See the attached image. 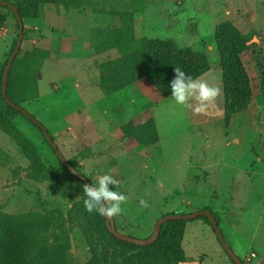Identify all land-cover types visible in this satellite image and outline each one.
Here are the masks:
<instances>
[{
    "label": "rangeland",
    "instance_id": "obj_1",
    "mask_svg": "<svg viewBox=\"0 0 264 264\" xmlns=\"http://www.w3.org/2000/svg\"><path fill=\"white\" fill-rule=\"evenodd\" d=\"M80 2L70 9L40 4L31 18L23 19L25 35L14 67L36 74L41 90L40 97L24 106L86 177L95 182L109 174L120 181L113 190L128 197L122 214L114 218L120 232L148 238L160 217L210 207L244 264H264V0ZM0 13L6 18L0 29L1 70L20 30L10 9L0 8ZM125 14L133 16L137 37L170 39L190 56L207 58L210 67L199 78L222 91L206 114L177 105L171 92L158 97L150 77L125 87L118 65L124 53L110 39L111 30L125 26ZM225 23L235 25L245 39L241 59L255 100L229 121L224 114L227 51L219 29ZM90 28L104 32L105 50L92 46ZM35 47L49 50L50 57L27 58L25 52ZM109 63L118 90L103 100L97 84ZM4 108L0 98V219L9 222L13 215L29 212L47 216L48 245L60 247L68 241L72 264H154L152 250L120 242L107 221L86 211L81 182L70 172H59L58 156L43 133L16 114L12 121L32 148L28 156L9 130ZM132 121H155L160 142L137 147L119 129ZM42 164L45 168L38 173ZM183 246L187 261L182 264H233L212 226L202 219L187 223Z\"/></svg>",
    "mask_w": 264,
    "mask_h": 264
},
{
    "label": "trees",
    "instance_id": "obj_2",
    "mask_svg": "<svg viewBox=\"0 0 264 264\" xmlns=\"http://www.w3.org/2000/svg\"><path fill=\"white\" fill-rule=\"evenodd\" d=\"M40 4H62L66 9H70L78 8L81 2L80 0H17L14 5L18 6L24 19L31 18L34 8ZM0 8L10 9L15 18H17L9 5L0 4ZM132 17L128 14L121 16L122 21H126L125 26L117 31L111 30L110 34L112 45L119 47L124 53V59L122 62L119 60L118 65L122 74V83L126 88L137 81L150 77L166 88L167 92L164 89L163 91L165 92H163L159 85L154 82L153 91L157 92L156 95L158 97H167L171 92L170 81L173 79V70L176 66L194 78L200 77L204 71L209 69L210 63L205 56H190L176 42L170 39L137 37L130 21ZM5 20V16L0 13V29L4 26ZM219 29L223 38L224 49L226 48L227 51L223 61L224 114L226 120L229 121L234 115L246 111L251 106L254 94L249 72L241 59V53L247 49L241 31L231 23L222 24ZM87 32L92 33L91 43L97 51L107 48L108 41L105 39L104 32L101 29L90 28ZM10 56L11 54H9ZM25 56L27 58L47 59L50 57V51L35 47L33 50L26 51ZM7 62L0 70V98L5 105L6 124L14 137L25 145L28 156H30L32 148L29 139L15 127L12 116L16 114L25 116L28 121L43 133L48 142L43 132V128L46 125L24 106L25 102L33 101L40 96L38 77L16 69L14 65L8 74L7 98L25 108L30 113L27 116L22 110L11 106L3 95V76ZM111 66L112 63H109L107 67H102L105 74L101 76L100 87L112 92L118 89H114L115 74L111 70ZM119 129L124 131L127 135L126 137L132 138L136 142V146L140 148L157 144L161 139L155 121H146L140 124L132 121L121 125ZM58 159L60 161L59 172L72 173L59 157ZM70 164L78 170L75 163L70 162ZM41 166L36 168L38 173H41L45 168L43 164ZM75 177L82 185L85 184L81 178ZM87 178L94 183L89 177ZM205 210L213 212L210 207L205 208ZM213 213L220 223L221 218L219 215L215 212ZM199 219L211 225L216 232L209 217L206 215H200L191 220H168L162 224L158 238L150 245H145L148 250L153 251H151V256H149L150 261H153L154 264H182L186 262L187 254L183 246V240L187 223ZM102 220L103 222L107 221L105 217H102ZM3 223H8L7 225L11 229L0 226V264H72L69 258L70 244L68 241L60 247L48 245L47 232L50 227V219L42 213L29 212L13 215L9 222H6L4 218L0 219V225ZM112 235L124 244L140 245L118 238L113 233ZM218 240L222 245L219 238ZM225 252L227 253L226 250ZM227 255L229 256L228 253ZM229 258L233 264H236L230 256Z\"/></svg>",
    "mask_w": 264,
    "mask_h": 264
},
{
    "label": "clouds",
    "instance_id": "obj_3",
    "mask_svg": "<svg viewBox=\"0 0 264 264\" xmlns=\"http://www.w3.org/2000/svg\"><path fill=\"white\" fill-rule=\"evenodd\" d=\"M174 76L170 81L171 97L177 105L190 109L194 114H206L208 108L221 95V88L210 84L206 79L192 77L180 67L174 68ZM120 181L113 175L104 174L95 178V182L83 185L84 207L90 214L96 213L101 217L115 218L122 214V205L126 204V194L113 190L119 188ZM146 204L145 201H141Z\"/></svg>",
    "mask_w": 264,
    "mask_h": 264
},
{
    "label": "water",
    "instance_id": "obj_4",
    "mask_svg": "<svg viewBox=\"0 0 264 264\" xmlns=\"http://www.w3.org/2000/svg\"><path fill=\"white\" fill-rule=\"evenodd\" d=\"M0 4L3 5H9L16 17L17 20L19 22V30H20V35H19V39L17 41V44L13 50V52L11 53V56L7 62V66L6 69L4 71V76H3V95L5 97V99L7 100V102L11 105L16 107L19 110H22L27 116L30 115V113L23 108L20 105H17L15 102L9 100L7 98V82H8V74L10 69L12 68V66L14 65L15 59L17 58L18 54L21 52V48H22V43L24 40V20L20 14L19 8L18 6L14 5L13 3L9 2V1H0ZM43 132L45 134V136L47 137L48 142L50 143V145L52 146V148L56 151L58 157L60 158V160L71 170V172L75 175L78 176L79 178H81L85 183H88L89 185L92 184V182L80 171H78L76 168H74L70 162L68 161V159H66V157L64 156V154L61 152L60 148L58 147V145L56 144L53 136L51 135V133L48 131V129L45 127L43 128ZM200 215H206L209 217L213 227L216 230L217 236L220 239L223 247L225 248V250L227 251V253L229 254V256L234 260V262L236 264H244L243 260L240 258V256L235 252V250L232 248V246L229 244V242L226 240L224 233L222 232V229L220 227V223L217 221L216 216L214 215L213 212L209 211V210H199V211H194L191 213H171V214H167L164 215L162 217H160L157 222H156V226H155V230L154 233L148 237V238H140V237H136V236H132L129 234H125L122 233L118 230L117 226H116V222L114 218H106L109 227L112 231V233L118 237L121 238L125 241L128 242H132L135 244H140V245H150L151 243H153L159 236L160 231H161V226L164 222L168 221V220H175V219H185V220H191L194 218H197Z\"/></svg>",
    "mask_w": 264,
    "mask_h": 264
},
{
    "label": "crops",
    "instance_id": "obj_5",
    "mask_svg": "<svg viewBox=\"0 0 264 264\" xmlns=\"http://www.w3.org/2000/svg\"><path fill=\"white\" fill-rule=\"evenodd\" d=\"M37 7V6H36ZM35 7V8H36ZM3 28V27H2ZM1 28V29H2ZM33 50V49H32ZM28 51V50H27ZM50 55H51V52H50ZM20 70V69H19ZM26 72H28V71H26ZM28 73H30V74H34V73H31V72H28ZM34 75H36V74H34ZM103 76V75H102ZM100 79L98 80V84H97V87H98V89L101 91V92H103L104 94H105V96H102L103 97V100L106 98V96H108V95H110L112 92L114 93L115 92V90L114 91H112L111 92V90H108V91H106L104 88H101L100 87V80H101V76L99 77ZM140 81H142V80H140ZM140 81H137L136 83H134V84H137V83H139ZM38 83H39V81H38ZM134 84H132V85H134ZM131 86V85H130ZM39 88H40V83H39ZM121 90V89H120ZM81 94H83V93H81ZM40 95H41V90H40ZM113 95H115V94H113ZM156 95V94H155ZM85 96V95H84ZM40 97V96H39ZM154 99H157L158 100V98L157 97H155ZM254 102H255V100H254ZM161 138V137H160Z\"/></svg>",
    "mask_w": 264,
    "mask_h": 264
}]
</instances>
